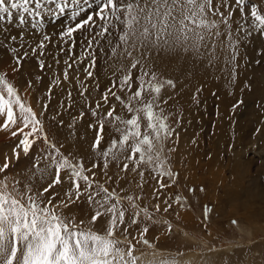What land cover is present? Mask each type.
Wrapping results in <instances>:
<instances>
[{"label":"rangeland","instance_id":"rangeland-1","mask_svg":"<svg viewBox=\"0 0 264 264\" xmlns=\"http://www.w3.org/2000/svg\"><path fill=\"white\" fill-rule=\"evenodd\" d=\"M214 7L223 17L231 20L232 34L239 36L235 72L230 75L231 66L226 63L229 39L226 31L220 37L224 41V55L221 61L211 69L205 67L203 63H197L179 54L161 53L154 64V70L160 74L161 78L173 79L177 84L174 91L165 89L164 92L165 97H173L168 100L165 107L172 113L168 122L175 129V134L165 143L163 155L167 157L165 166L170 167L178 175L174 182L164 178L163 183L170 186L163 189L159 188V177L154 176L145 165L140 166L144 170L143 180L137 173L131 171V164H129V172H119L123 161L119 165L115 161L110 163L107 175L112 177V180L106 182L104 173L101 172L102 160L98 161L92 148L99 126L96 125L94 128L88 126L100 119L99 115L92 116V109H95L97 102L100 101L101 113L106 114L114 106L115 115H120L124 119L131 118V114L115 97L110 96L107 104H104L101 97L115 80L117 87L113 88V91L127 101V96L139 87L136 81L139 66L131 70V92L127 89L119 91V80L128 72L131 61L110 59L107 47L95 48L96 63L91 69L93 77L88 78L85 68L90 60L83 48L80 34H75L74 46L71 42L61 45L58 40V33L64 26L74 23L70 19L69 12L59 17L43 16L42 30L33 29L30 18L23 30L16 27L18 19L15 16L12 24L7 25L10 29L9 35L19 37L23 31L24 38L30 40L33 45L39 41L41 31L51 35L55 46L49 44L44 50L45 55L40 57L45 61L43 71L40 70L35 56L24 60L19 70L14 71L13 56L6 48L0 47V73H6L10 82L17 87L22 97L36 111L38 118L43 121L49 141L55 143L57 147L62 145L61 151L65 155H70V158L82 159L86 168H90L93 162H99L101 167L93 169V172L96 173V179L100 183L105 184L110 191L115 188L122 196L140 197L136 202L141 208L146 206L156 218L161 221L166 219L173 225L172 232L169 234L165 224H152L150 221H145L141 215L140 220L150 225L146 238L155 243L159 255L153 257L151 249L137 244L139 251L135 254L140 257V264L171 258L176 253H183L180 259L190 260L192 264H264V218L257 215L258 221L254 217L251 223L243 216L227 215L226 210H231L232 207L228 204L230 199L226 191L221 187V185L234 184L233 171L238 162L236 153L240 151L244 160L242 168L244 170L239 177L242 178L239 183L240 189H245L242 190L245 194L246 191L255 188L254 181L257 180L264 191V29L254 27L256 23L252 17L253 10H259L264 15V0H215ZM90 11L92 10L89 9ZM87 15L88 12L82 13L76 22ZM220 18L216 17V19ZM248 31H251V34ZM100 43L104 44V41ZM14 46H19V40ZM61 47L63 51H60ZM25 50L31 51V49H20L21 52ZM65 60L72 65L70 68H67ZM121 64L123 69L118 71ZM66 68L69 75L68 81L63 80ZM57 75L61 81L59 86L52 83ZM37 76L41 77L39 81L36 80ZM78 80L87 86L84 96H81L82 89ZM29 81L32 84L30 88ZM198 88L201 89L199 93H197ZM69 91L71 92L70 101ZM194 96H196L195 100ZM69 103H71L70 108ZM45 104L48 105L47 111L42 112ZM61 104L64 105L63 108ZM82 111L83 118L75 121L73 135V129L69 125L73 123L74 118L80 117ZM58 112L61 114L56 116V120L63 121L62 125L52 119V116ZM3 120L4 117H0V124ZM141 123L143 131V126L146 124L143 116ZM114 137L119 139V133L112 127L110 120L105 119L101 150L106 148ZM20 138L19 135L13 137L9 131L0 129V165L4 163L6 157L13 156V149ZM38 144L46 147L42 140L38 141ZM36 154L37 145H33L27 157L21 152L20 159L15 163L10 162L8 171L0 174V179L8 176L9 182L20 181L21 190L25 182H28L33 185L34 190L38 188L43 191V188L54 179L55 169H50L43 181L39 175H36L34 180L31 179L36 171L33 167ZM49 162L41 160L40 167H45ZM221 173L226 174V178L220 177ZM66 175V172H61L62 181ZM88 175L91 176L92 173ZM217 182L223 183L218 187ZM70 187V182L65 181L53 188L52 192L59 193L53 200V204L59 201ZM49 195L51 193H46L45 199ZM178 195L186 198L187 201L182 209L173 203ZM219 196L221 200L217 198ZM124 203L127 207V202ZM157 204L160 206L158 213L155 209ZM167 204H172V207L165 212ZM205 206L212 210L207 218H205ZM178 210L187 215L190 214L189 226H184L181 220L179 222L176 220ZM57 211H62L66 216L74 215L77 223L83 220L85 227H91L92 230L101 234L106 229V217H101L94 225L89 223L94 212L85 197L71 207L58 208ZM127 216L128 214H126V222ZM233 220L236 221L235 224L232 223ZM139 227L141 224L138 223L129 227L128 231L135 235ZM191 236L195 237L194 241Z\"/></svg>","mask_w":264,"mask_h":264},{"label":"snow or ice","instance_id":"snow-or-ice-1","mask_svg":"<svg viewBox=\"0 0 264 264\" xmlns=\"http://www.w3.org/2000/svg\"><path fill=\"white\" fill-rule=\"evenodd\" d=\"M214 3L215 0H0V47L6 48L13 56L14 71L19 70L24 60L33 56L37 57L39 68L43 71L45 61L40 57L45 55L44 50L49 44L55 46L51 35L41 31L39 41L33 45L24 38L23 31L19 37L9 35L7 25L12 24L15 16L18 19L16 27L23 30L30 18L31 27L42 30L43 16L59 17L69 12L74 23L64 26L58 33V40L61 45L71 42L74 46L75 34H80L83 48L90 60L85 68L88 78L93 77L91 69L96 63L95 48L107 47L110 59L131 61L128 72L119 80V91L127 89L131 92V70L139 66V75L136 77L139 87L127 96V101L113 91L117 87L115 80L101 97L104 104L108 103L110 96L115 97L131 114V118L124 119L115 115L114 106L106 114L101 113L100 101L92 109L93 117L100 116L95 124L88 126H99L92 148L98 161L102 160L101 172L104 173L106 182L112 180L107 175L110 163L115 161L119 165L123 161L119 172H129L131 164V171L143 180L144 170L140 166L145 165L154 176L159 177V188L163 189L170 186L163 183L164 178L174 182L178 175L165 166L167 157L163 155L165 143L175 134V129L168 122L172 113L165 107L173 97H165L164 92L165 89L174 91L177 84L173 79L161 78L154 70V64L161 53L179 54L211 69L224 55V41L220 37L226 31L229 36L226 63L231 66L230 75L236 71L239 36L232 34L231 20L223 17ZM89 9L92 11L89 12ZM85 12L88 15L76 22ZM218 16L221 18L216 19ZM252 17L256 27L264 29V15L259 10H253ZM18 40L19 46H14ZM100 41H104V44ZM20 49L31 51L21 52ZM63 50L61 47L60 51ZM65 64L67 68L72 66L68 60H65ZM67 68L63 74L64 81L69 80ZM122 69L123 64L117 70ZM40 79V76L36 77L37 81ZM77 82L82 89L81 96H84L87 86L82 81ZM52 83L59 86L61 81L58 75ZM28 87H32L31 81ZM200 91L198 88L197 93ZM68 98L70 101V91ZM63 107L61 104V108ZM68 107H71V103ZM47 108L48 105L45 104L42 112L47 111ZM60 114L56 113L52 119L62 125L63 121L56 120V116ZM141 114L146 121L143 131ZM83 115L82 111L80 117L74 118L69 125L73 129V135L75 121L82 119ZM0 117H4L0 129L9 131L13 137H21L13 149V156L6 157L0 165V174L8 171L10 162L15 163L20 159L21 152L27 157L33 145H37V154L33 164L36 171L31 179L34 180L39 175L43 181L50 169H55L54 179L43 191L38 188L34 190L33 185L28 182H25L21 190L20 181L9 182L8 176L0 179V264H140V257L135 254L139 251L137 244L151 249L153 257L159 255L155 243L146 238L150 225L141 221L140 217L143 215L144 220L152 224H165L169 234L173 225L166 219L161 221L156 218L146 206L141 208L136 202L140 197L122 196L115 188L110 191L105 184L100 183L93 172V169L101 167L99 162H93L90 168H86L82 159L70 158V155L61 151L62 145L57 147L49 141L43 121L10 82L6 73H0ZM105 119L110 120L112 127L119 133V139L114 137L101 150ZM177 122L179 123V119ZM40 140L46 147L38 144ZM41 160L50 162L41 168ZM61 172L67 173L63 181ZM90 172L91 176L88 175ZM65 181L70 182L71 187L53 204L59 193L52 192V189ZM46 193H51L47 199ZM82 197L93 208L94 214L89 222L91 225L101 217L107 218L103 234L85 227L83 220L77 223L74 215L66 216L62 211H57L58 208L71 207ZM173 203L182 209L187 201L178 195ZM171 207L172 204H167L164 211L167 212ZM155 209L157 213L160 211L159 204L155 205ZM211 211L205 206V218ZM176 214H179V210ZM138 223L141 227L136 229L137 234L130 233L128 228ZM232 223L235 224L236 221L233 220ZM182 255L184 254L176 253L171 258L153 260L149 264H192L190 260L180 259Z\"/></svg>","mask_w":264,"mask_h":264},{"label":"bare ground","instance_id":"bare-ground-1","mask_svg":"<svg viewBox=\"0 0 264 264\" xmlns=\"http://www.w3.org/2000/svg\"><path fill=\"white\" fill-rule=\"evenodd\" d=\"M242 19V18H241ZM245 21V20H243ZM247 21V20H246ZM255 25V24H254ZM253 25V26H254ZM252 26V27H253ZM256 27V26H254ZM249 30V28H248ZM253 31V30H252ZM249 32V31H248ZM251 32V31H250ZM249 32V33H250ZM255 33V32H254ZM251 34V33H250ZM256 61V60H255ZM241 153L240 151L238 153H236V161H238L235 164V168L233 171V177H235V182L232 186L230 185H221L219 182L216 183V185H221L222 189H224V191H226L225 193H227L230 201H228V199L226 201H228V204L230 205L231 210L227 209V215H230L231 217L236 215V216H243V218H245L246 220H248L249 222L252 223V221H254V217L257 218L258 221V216H261L262 218H264V191L263 189L260 188L259 182L256 180L255 182V188L246 191L245 194L242 190L245 189H240L241 187H239V183H241V179L239 178L241 177V172L244 170H242L243 166H244V160L242 159L243 156L241 157ZM213 160V159H212ZM235 162V161H234ZM229 167V165L227 166ZM219 168V167H218ZM216 169V167H215ZM214 169V170H215ZM223 169V168H221ZM213 170V171H214ZM218 173V171H216ZM214 173V172H213ZM215 174V173H214ZM222 175H220V177L226 178V174L221 173ZM220 177H218V179L220 180ZM232 177V176H231ZM218 180V181H219ZM222 180V179H221ZM245 180V179H244ZM221 182V181H220ZM225 184V183H224ZM216 186V187H217ZM235 186L237 187L236 189L238 190V192L236 193V189ZM219 187V186H218ZM217 187V190H218ZM236 190V191H235ZM240 190V191H239ZM236 193V195H234ZM243 193V194H242ZM231 196V197H230ZM227 197V196H226ZM227 197V198H228ZM216 198V197H215ZM219 200H221V196L217 197ZM225 198V197H224ZM223 198V199H224ZM217 199V200H218ZM215 201V200H214ZM225 201V203L227 204V202ZM220 205V204H219ZM257 205V206H256ZM225 206V205H223ZM222 207V205H221ZM261 207V208H260ZM229 208V207H228ZM258 208H260V210H258ZM221 211V210H220ZM181 212V214H180ZM225 212V211H224ZM190 215V214H189ZM187 215V213H184L182 211H179L178 217H177V221L179 222L181 220V223L184 226H189L188 223L190 221V216ZM258 225L259 223H253ZM259 230V228H258ZM190 231V230H189ZM248 231V230H247ZM191 239L194 241L195 237L191 236ZM205 242V241H204ZM196 255V254H195ZM194 260V259H193ZM192 260V261H193Z\"/></svg>","mask_w":264,"mask_h":264}]
</instances>
